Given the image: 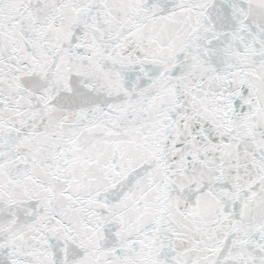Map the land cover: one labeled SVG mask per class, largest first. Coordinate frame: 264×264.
<instances>
[{
  "label": "snow or ice",
  "instance_id": "6c2138e0",
  "mask_svg": "<svg viewBox=\"0 0 264 264\" xmlns=\"http://www.w3.org/2000/svg\"><path fill=\"white\" fill-rule=\"evenodd\" d=\"M0 264H264V0H0Z\"/></svg>",
  "mask_w": 264,
  "mask_h": 264
}]
</instances>
